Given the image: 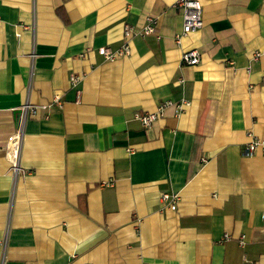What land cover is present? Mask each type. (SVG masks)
Listing matches in <instances>:
<instances>
[{
  "label": "crops",
  "instance_id": "crops-1",
  "mask_svg": "<svg viewBox=\"0 0 264 264\" xmlns=\"http://www.w3.org/2000/svg\"><path fill=\"white\" fill-rule=\"evenodd\" d=\"M200 1L177 43V0H0V264H264V150L246 152L264 139V0ZM147 15L157 33L130 55L97 52ZM166 102L150 127L135 117Z\"/></svg>",
  "mask_w": 264,
  "mask_h": 264
},
{
  "label": "built area",
  "instance_id": "built-area-1",
  "mask_svg": "<svg viewBox=\"0 0 264 264\" xmlns=\"http://www.w3.org/2000/svg\"><path fill=\"white\" fill-rule=\"evenodd\" d=\"M177 8L181 9L183 12V29L180 33L175 36V40L177 43H180L182 39L188 34L195 32L201 29L204 25L203 20V8L200 0H177L176 2ZM158 19L154 15L146 16V24L144 27L140 29H136L135 27L127 24L124 27V41L122 46L117 49H113L109 46H102L97 49V52L102 55L106 60H115L119 57L128 56L132 51V38L136 34L141 35H149L157 33ZM87 52H91V49H87ZM260 52H256L254 59H257L260 56ZM182 62L188 65H196L201 61L200 52L197 49H190L184 51L182 53ZM81 80V75L76 73L70 74V83L72 86H76L78 82ZM81 96V90L78 91V98ZM58 105L62 107L61 98L56 95L51 101V105ZM168 104V102L160 105L153 112H145V113H136L135 117L140 120L141 124L144 127H150L154 121L162 117L163 109ZM189 104L188 101H184L178 105L180 109H183L184 105ZM48 105L42 106V108H47ZM37 107L31 105L29 102H26L22 106L23 117L21 119V126L17 131H15L8 139V144L6 147V155L11 165V171L14 175V178H17L22 172V168L20 166V150L22 144V136H23V124L26 119L31 114H35ZM259 148L264 150V139L261 138H253L247 147V154H254ZM179 196L176 193L163 192L161 195V200L165 206H168L171 210H176ZM262 219L264 221V210L262 212ZM264 230V226H263ZM229 234L224 236L225 239L229 238ZM245 243L244 236L239 238V244L243 246ZM244 264H253L249 260H245Z\"/></svg>",
  "mask_w": 264,
  "mask_h": 264
},
{
  "label": "water",
  "instance_id": "water-1",
  "mask_svg": "<svg viewBox=\"0 0 264 264\" xmlns=\"http://www.w3.org/2000/svg\"><path fill=\"white\" fill-rule=\"evenodd\" d=\"M20 112V111H19Z\"/></svg>",
  "mask_w": 264,
  "mask_h": 264
}]
</instances>
